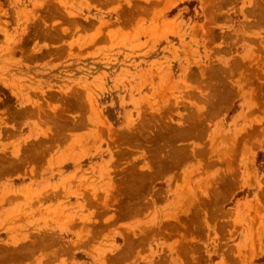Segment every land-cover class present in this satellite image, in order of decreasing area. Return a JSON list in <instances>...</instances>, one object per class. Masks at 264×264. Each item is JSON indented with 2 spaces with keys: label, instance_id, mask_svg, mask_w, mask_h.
I'll return each instance as SVG.
<instances>
[{
  "label": "rangeland",
  "instance_id": "rangeland-1",
  "mask_svg": "<svg viewBox=\"0 0 264 264\" xmlns=\"http://www.w3.org/2000/svg\"><path fill=\"white\" fill-rule=\"evenodd\" d=\"M0 159V264H264V0H0Z\"/></svg>",
  "mask_w": 264,
  "mask_h": 264
},
{
  "label": "bare ground",
  "instance_id": "bare-ground-1",
  "mask_svg": "<svg viewBox=\"0 0 264 264\" xmlns=\"http://www.w3.org/2000/svg\"><path fill=\"white\" fill-rule=\"evenodd\" d=\"M214 96V95H213ZM61 118V117H60ZM57 119V118H56ZM59 122V121H58ZM189 125V124H188ZM33 155V154H32ZM187 156V155H186ZM27 157V156H26ZM3 159V158H2ZM2 159H0V161L2 160ZM24 161V160H23ZM12 164V163H11ZM1 167H3V166H1ZM4 167H5V165H4ZM143 175V174H142ZM136 182V181H135Z\"/></svg>",
  "mask_w": 264,
  "mask_h": 264
}]
</instances>
